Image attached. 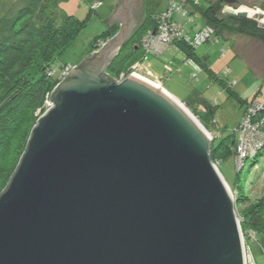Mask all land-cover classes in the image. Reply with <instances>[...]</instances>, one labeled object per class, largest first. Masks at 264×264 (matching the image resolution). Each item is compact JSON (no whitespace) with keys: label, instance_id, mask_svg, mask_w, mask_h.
Wrapping results in <instances>:
<instances>
[{"label":"water","instance_id":"obj_1","mask_svg":"<svg viewBox=\"0 0 264 264\" xmlns=\"http://www.w3.org/2000/svg\"><path fill=\"white\" fill-rule=\"evenodd\" d=\"M142 12V0H119L116 35L52 90L0 192V264H247L189 100L132 73L103 76Z\"/></svg>","mask_w":264,"mask_h":264},{"label":"rangeland","instance_id":"obj_2","mask_svg":"<svg viewBox=\"0 0 264 264\" xmlns=\"http://www.w3.org/2000/svg\"><path fill=\"white\" fill-rule=\"evenodd\" d=\"M102 1L59 0L56 6L55 0H0V43L5 39L20 42L29 38L42 19L45 20L48 16H52L54 24L57 25L62 22L64 15L84 20L86 24L80 29L73 45L60 60V62L70 63L65 69L68 72L86 56L90 40L99 36L100 48L101 43L109 40V38L102 39L103 31L110 30L109 32H113L115 36L119 30L117 21L110 23L112 11L109 10V5L113 4L115 8L119 0H104V4L100 6ZM169 1L142 0L145 9L142 12V21L151 17L152 21L149 26L136 33L132 43L123 46L125 51L128 50L126 55L128 57L118 64L122 65L124 70L117 72L119 76L116 79L121 80L132 73L156 86H163L165 91L182 103L185 100H192L194 103H190L191 107L187 105L184 107L189 114L195 112L194 115L200 123H202L205 107L197 103V98L202 97L208 105L215 107L214 124L209 125L212 137L222 134L230 135L241 120L245 123L242 119L244 109L248 107L255 109L264 105V45L256 38L236 32L234 28L214 32V28L209 24H204L202 19V10H205L209 4L207 0H195L196 2L176 0L177 3L174 5L180 10L187 11L184 13L176 11V8L168 10ZM178 1L182 2L181 5ZM243 2V5L234 10L246 12L249 18L255 19L261 26H264V19L261 20L264 18V0H244ZM198 4L201 6L200 9ZM226 8L224 12L227 11ZM146 9L152 13L148 14ZM167 10L171 11L172 22L174 19L188 32L184 35H193L194 31H200L203 27L211 28L214 35L194 44L184 37L178 38L174 35L171 25H168L169 18L165 17ZM148 15H151L150 18ZM168 34L171 35L170 42L160 44L163 37L170 38ZM133 43L136 47L128 54ZM193 53L200 60L202 59L211 71L203 69L204 67L194 58ZM109 67L106 70L115 74L118 67L116 65L113 68L110 67L111 70ZM49 73L51 75V72ZM63 76L58 78L56 84L62 80ZM224 82H231L233 92L224 87ZM54 88L46 95L41 108L22 113L21 120L15 122L16 126H19L24 121L21 135L33 128L42 111L48 109L49 96ZM233 93L244 100L238 101V96H234ZM17 104L14 103V105ZM256 112L259 111L256 110ZM7 115L0 117V121L4 123ZM258 117L249 116V120L252 123ZM263 129L264 125L260 131ZM251 161V157L245 159V165L239 172H237L232 157L217 166L235 199L236 212L238 209L243 210L254 205L264 197V154L258 156L257 161L252 165H250ZM16 162L8 158L7 152L6 154L0 152V192L12 175ZM237 193L241 198L240 203L236 202ZM237 216L239 218L238 212ZM240 229L247 264H264V231L245 232L241 224Z\"/></svg>","mask_w":264,"mask_h":264},{"label":"trees","instance_id":"obj_3","mask_svg":"<svg viewBox=\"0 0 264 264\" xmlns=\"http://www.w3.org/2000/svg\"><path fill=\"white\" fill-rule=\"evenodd\" d=\"M58 1L59 0H55L56 6ZM207 1L209 4L205 10H202V19L204 24H209L214 28V32L217 33V31L219 32L221 29L234 28L236 32L256 38L264 45V26H261L258 21L249 17L231 15L223 11L225 7L233 9L238 8L240 5L244 4V0ZM180 3L178 1V4ZM103 4L104 0L100 6ZM112 5L113 4L109 5L110 11L113 10ZM200 7L201 6L198 4L199 9ZM148 16L150 18L151 15ZM151 21L152 17L148 20L145 18L144 21L138 24L123 46L132 43L136 33L149 26ZM54 23L55 21L52 16H48L47 19H42L38 28L31 32L29 38L20 42L5 39L0 43V117L9 114L5 118L6 120L4 123L0 121V152L4 154L7 152L10 160L17 161L15 168H17L26 150L32 132L31 128L21 135V127L24 121L19 124V126H16L15 122L21 120L22 113L42 107L48 92L53 87L57 86L56 83L58 82V78L62 77L64 70L70 65L68 62H60L62 56L71 48L78 32L86 24L84 20H79L71 15H64V19L59 25ZM231 23L234 24V26H232ZM109 31L110 30L102 32V39L105 40L113 37V32L110 33ZM99 38V36H96L90 40L87 52L85 53L86 56L100 49L98 43L101 39ZM135 47L133 43L128 54H130L131 49L134 50ZM123 48L124 47L119 50L122 51V53H119L110 63V67L113 68L115 65L118 67L116 73L112 74L108 70L103 73V76L109 80L116 79L121 70H124L122 65H118L128 57L126 56L128 50L125 51ZM194 58L200 62V65L204 67L203 69L211 71L206 63L203 62L202 59L200 60V58L196 57L195 54ZM49 72H51V75ZM231 85V82H224V87L233 92ZM233 94L236 96L235 93ZM238 99L240 102L244 100L239 96ZM14 103L18 104L14 105ZM189 103L192 104L194 102L189 100ZM197 103L205 107L201 122L209 128V125L214 124L215 107L213 105H208L202 97L197 98ZM192 110L195 111L194 108H192ZM245 110L246 109H244L243 115L247 114V110ZM261 118L262 117L255 121L259 124ZM238 133L239 131L238 129L236 131L235 126L230 135L224 136L222 134L213 136L210 155L217 166L227 158L232 157L237 167V172H239V170L241 171L244 167L238 168V163L236 162V158L238 157L237 147L241 141ZM262 133L264 135V129ZM263 154L264 142L253 155L247 156L245 159L251 157L252 161L250 165H252L253 162L257 161L258 156ZM235 197L236 202L239 201L240 203L241 198L239 193H237ZM237 212L241 228L243 227L245 232L264 231V197L258 200L254 205L248 206L243 210L238 209ZM252 236L253 235H251V237Z\"/></svg>","mask_w":264,"mask_h":264},{"label":"built area","instance_id":"obj_4","mask_svg":"<svg viewBox=\"0 0 264 264\" xmlns=\"http://www.w3.org/2000/svg\"><path fill=\"white\" fill-rule=\"evenodd\" d=\"M176 3H177L176 0H170L169 1V4H168L170 7H168V10H169V8H176V11H179V12L181 11V13L187 12L184 9L183 10L182 9L181 10L178 9L174 5ZM165 17L167 19L169 18V21L170 22H169L168 25H171V28L173 29V32L175 33L174 35L177 36L178 38L184 37L185 39H187L188 41H190L191 44L200 43L201 41H203L207 37L210 38L212 36V34H213V31L211 30V28H209V27H207V28L203 27L200 31L199 30L194 31L193 35L187 34V36H186V35H184V33L186 31H184V29L182 28V26L179 25L177 22H175L174 19H173V22H172L171 11H168L166 13ZM165 17L163 18L164 20H165ZM263 19L264 18H262L261 20H263ZM166 24H167V22H166ZM162 34L163 33H161V35ZM168 35H169L170 38L169 39H165L163 37L160 44H168V42H170L171 35L170 34H168ZM103 44L104 43H101V47H102ZM68 72L64 70V72H63L62 75L66 76V74ZM64 76H63V78H64ZM158 87L164 89L163 86H159L158 85ZM50 106H51V103L49 101V107ZM246 110H247V114L246 115L245 114L243 115L244 118L242 117V119L245 121V123L242 122V120H241L240 121V124L238 126H236V131L238 129V131H239V133H238L239 134V138L241 139L240 144L237 147L238 157L236 158V162L239 161V163H240V165L238 163V168H242L244 166V160H245V158L247 156L253 155L256 152V150L259 149L261 147V145L263 144V142H264V135H263L262 131H260V128H262L263 125H264V105L261 106L260 108L259 107H256L255 109H252V108H249L248 107V108H246ZM256 110L259 111V112H256ZM259 113H261L260 116H259ZM253 115L254 116H257V117L259 116L258 118L262 117L260 119V121H259V124L256 121H253L252 123L250 122L249 116L251 117ZM246 123H248V125Z\"/></svg>","mask_w":264,"mask_h":264},{"label":"crops","instance_id":"obj_5","mask_svg":"<svg viewBox=\"0 0 264 264\" xmlns=\"http://www.w3.org/2000/svg\"><path fill=\"white\" fill-rule=\"evenodd\" d=\"M115 5V4H114ZM143 10H145L144 8H143ZM147 10V9H146ZM113 11H115V8H114V6H113V10H112V12ZM147 12H148V14H151L152 12H150L149 10H147ZM119 23V22H118ZM120 25V24H119ZM179 100V99H178ZM248 100V99H247Z\"/></svg>","mask_w":264,"mask_h":264},{"label":"bare ground","instance_id":"obj_6","mask_svg":"<svg viewBox=\"0 0 264 264\" xmlns=\"http://www.w3.org/2000/svg\"><path fill=\"white\" fill-rule=\"evenodd\" d=\"M184 110H186V107H183Z\"/></svg>","mask_w":264,"mask_h":264},{"label":"flooded vegetation","instance_id":"obj_7","mask_svg":"<svg viewBox=\"0 0 264 264\" xmlns=\"http://www.w3.org/2000/svg\"><path fill=\"white\" fill-rule=\"evenodd\" d=\"M124 45V44H123ZM123 45L120 47V49L123 47Z\"/></svg>","mask_w":264,"mask_h":264}]
</instances>
